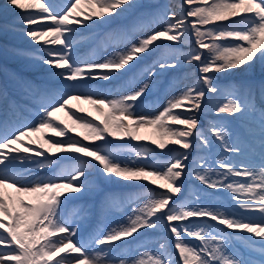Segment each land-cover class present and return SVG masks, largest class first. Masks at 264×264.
<instances>
[{"label":"snow or ice","instance_id":"obj_1","mask_svg":"<svg viewBox=\"0 0 264 264\" xmlns=\"http://www.w3.org/2000/svg\"><path fill=\"white\" fill-rule=\"evenodd\" d=\"M83 2L87 12L80 10L82 0H6L22 15L20 34L41 46L39 56L22 48L13 54L47 66L58 87L12 77L37 101L38 120H16L15 105H9L12 119L0 118V264H264V0H184L187 11L179 15L142 0ZM145 7L152 11L111 27ZM102 28L107 30L98 33ZM82 41L95 42L87 59L76 50ZM144 61L150 63L141 69ZM185 66L181 81L161 83L168 70ZM240 74L248 76L246 82L232 79ZM159 87L171 89L162 110L138 114ZM77 100L104 119L94 123L71 111ZM208 106L217 118L208 132L236 163L221 156L213 166L201 154L212 146L198 118ZM61 112L70 113L71 125L58 117ZM228 117L245 123L247 147L233 142ZM145 127L155 130L154 147L122 155L126 146L119 142L144 140ZM47 132L60 139L45 138ZM37 133L42 135L32 139ZM157 149H167L171 158L157 160ZM256 152L258 159H250ZM190 157L187 175L202 186L195 189L184 183ZM45 170L52 175L32 174ZM119 182L135 191L107 193L100 215L118 213L126 204L131 214L98 226L89 240L75 239L80 223L66 215L69 203L101 183ZM221 193L231 204L216 199ZM89 211L74 214L87 222ZM150 230L161 236L145 242Z\"/></svg>","mask_w":264,"mask_h":264},{"label":"rangeland","instance_id":"obj_2","mask_svg":"<svg viewBox=\"0 0 264 264\" xmlns=\"http://www.w3.org/2000/svg\"><path fill=\"white\" fill-rule=\"evenodd\" d=\"M142 2L146 5V6H149V5H152L154 2L155 3H158L159 5H162V4H165L166 3V0H142ZM80 9H84V6L82 5V4H80ZM151 7H145V8H143V9H138V10H134L133 12H137V11H140L139 13L140 14H142V13H145L146 11H151ZM0 29H3L5 26H12V25H9L7 22H15V23H18V26H14V27H16L17 29H16V31L15 32H13V31H0V38L1 39H7L10 43H15L14 42V39H12L11 37H13V38H18V40H24L23 41V43H25L26 42V45H30L31 46V49L32 50H35V51H38L39 49H40V45H34V44H32V43H30V41L28 40V39H26L23 35H21L20 34V32L19 31H21L23 28H24V25L22 24V23H20L19 22V20H20V18H22V15L20 14V15H17V13L16 12H14L13 11V9L12 8H10V7H7L6 6V1L5 0H0ZM8 14V15H7ZM4 17V16H6L5 18L6 19H3V18H1V17ZM3 19V20H2ZM237 19H239V18H237ZM3 22V23H2ZM11 36V37H10ZM99 37H97V39H98ZM35 53V52H34ZM35 55H37V56H39V55H41V54H36L35 53ZM84 56H86V54H84ZM0 58H4V60L5 61H7L8 63H10L9 61H17V60H21L19 57H17V56H15L14 54H13V51H11L10 50V48L5 44V43H2V44H0ZM30 68V70L31 71H37L36 70V67L34 68L33 66H30L29 67ZM39 70V69H38ZM6 78H7V81L12 85L13 83H14V81L12 80V78L10 77V75H7L6 76ZM46 77H44V79H45ZM47 79V81H49V80H51V79H49V77H47L46 78ZM235 82H237V83H240L241 81H236V80H234ZM51 82V81H50ZM40 83H42V82H40ZM56 83V82H55ZM42 86H47V87H49V88H52L53 86H52V84H49V83H46L45 82V84H43ZM171 92V91H170ZM170 92H167L166 91V89L165 88H163L161 91H159L158 92V88H154V89H152L151 91H150V93L151 94H155V98H156V100H157V106H155V108H154V111L152 112V115H155V114H157L158 113V111H160V110H162V108H163V106H165V104H166V100H167V98H168V95L170 94ZM155 98H153V99H155ZM153 99L151 100V103L153 102ZM210 107L211 106H208L206 109L208 110V113L206 114V117L208 118V120H207V122L208 123H211L213 120H215V119H217L216 117H214L212 114H211V111H210ZM71 111H73V112H76V114L77 115H80V116H84L85 118H90V117H92L91 115H92V113L91 114H85V113H82V112H79V111H77V110H74V109H71ZM96 111V110H95ZM107 110H105V112H106ZM36 113H37V111H34V113H33V117L36 119V122H37V120H38V117H37V115H36ZM65 113V112H64ZM68 113V115H70V113L69 112H67ZM99 113V112H98ZM100 114V113H99ZM201 114V113H200ZM199 114V115H200ZM58 115V117L60 118V119H62V120H64V121H66L69 125H71V120H69V116H66V115H63L62 114V112L61 113H58L57 114ZM101 115V114H100ZM142 115H148L149 116V114L148 113H142ZM103 119H104V117H103ZM226 119H229V120H233V119H236V118H231V117H228V118H226ZM90 120H93V118H90ZM96 120V122L95 121H93L94 123H99L100 122V119H95ZM205 118H200V121H201V126H203V123L205 122ZM226 124H227V127L231 130V132H232V139H235L236 141H239V142H241L242 144H244V146L245 147H247V143L246 142H248V140L246 139V136H244V132H243V130H242V128H241V126L240 125H238L236 122H234V123H229L228 121H224ZM244 123V122H243ZM234 124L236 125V126H234ZM245 124V123H244ZM237 127V128H236ZM155 134V130L154 129H152V128H150V127H145V130H144V128H142L141 129V131L143 132V133H146V138L148 139H145V143L147 144V145H149V146H151V147H154L153 145H151L150 144V140L151 139H153V138H155V135L151 132V131ZM77 132H80V133H83V130L82 129H80V128H77ZM50 132H47L46 134H44V135H50L49 134ZM73 135H71V134H69L68 133V135H71V136H73L74 138H76V139H80V137H78V136H76L75 135V133H72ZM40 137V136H39ZM47 138H49V136H47ZM57 138H59V137H57ZM57 138H54V139H57ZM38 139V138H37ZM60 139V138H59ZM110 140H111V138H109ZM217 144H219L217 141H215ZM97 143H99V142H97ZM112 143L113 144H116V143H118V141H115V140H112ZM119 143H122L123 145H125L126 147H124L123 149H126V148H132V147H135V148H141L142 147V141H132V140H130V139H125L124 141H122V142H119ZM170 147H175V146H170ZM130 150H127V151H122V155H127L128 154V152H129ZM156 153H157V156H156V158H158L159 156H163L164 158L165 157H167L166 159L168 160V159H170L171 158V156H172V154H167V149H165L164 150V152L163 153H161L160 152V150H156ZM196 153H193V155H195ZM203 154V153H202ZM205 155H207V154H205ZM207 157H208V162L209 163H211V164H213V166H215V162L213 163V160H214V156L213 155H210V154H208L207 155ZM218 157L220 158L221 157V155H218ZM191 158V157H190ZM249 158L250 159H252V158H255V159H258V152H256V153H254V154H252V153H250V155H249ZM232 159V160H231ZM190 160H192V159H190ZM231 162H233V163H236L237 162V158L236 157H230V159H229ZM141 162H144V161H141ZM65 165L66 164H70V163H72V162H70V161H65V162H63ZM188 163V170H186V172H185V175L189 178V180L191 181H196L194 178H192V177H189L188 175H187V171H189V170H191V168H192V162H187ZM32 167H34V166H32ZM33 175H41V176H50V175H52V170L50 171V170H45L44 171V173H42V172H34V173H32ZM186 176H184V182H185V185H186V187L187 188H189V189H195V188H198V187H202V186H200L199 185V183H193L192 181V183H189L188 181V178L186 177ZM198 182V181H197ZM196 185V186H195ZM121 187H126V188H131V187H128V186H126L125 184H124V182H119V183H113V184H103V183H101V185H100V188L99 189H101V190H110V189H117V188H121ZM148 187H151L150 185L148 186ZM195 187V188H194ZM99 189H97L96 191H94L93 193H92V195H97V194H99ZM125 191H128V189H125ZM131 191H135V189H132ZM118 193H122V190L121 191H119ZM226 195H222V194H219V195H217V197H216V199L217 200H220L221 202H227V203H229V204H231V201H227L226 200V197H227V193H225ZM91 195V194H90ZM105 195H106V193L105 192H102L97 198H96V200H94L93 201V199H90L89 200V206H86L87 207V209H89L90 211H89V214H92V212L95 210V208H93V207H95V204H96V202H97V209L99 210L100 209V207H101V203H102V201L104 200V197H105ZM89 196V195H88ZM88 196H86L85 198H88ZM222 198H225V199H222ZM83 200V199H82ZM82 200H78V201H72V202H70L71 204H70V206H68L69 208H72V212L73 213H76L77 212V210H79V209H82V208H84V207H82L81 205H82V203H80ZM91 204H92V208H91ZM72 206V207H71ZM131 207L132 206H129V205H125V207H124V209L123 210H121L120 212H118V213H116V212H110V213H108V214H106V215H104V220H105V224H107V223H117V222H119V221H122V220H124L125 218H126V213L127 214H131ZM67 209V213H66V215L67 216H70V209ZM73 215H75V214H73ZM93 217V220L91 221V216L89 215L88 216V219H87V222H81V221H79V219H78V217L75 215L74 217H72V219H75V220H77V222L78 223H80V231H81V233L79 234V236L80 237H78V239H80V240H82V241H84V240H89L93 235H95L96 234V231H97V229H98V226L99 227H103V225L100 223V224H98V222H96L94 219V216H92ZM115 220H116V222H115ZM92 223V225L93 224H96L97 226L96 227H94V226H91V228H89V229H85V228H88L89 227V224H91ZM217 227H222V226H217ZM85 229V230H84ZM84 230V231H83ZM225 231H227L226 229H225ZM153 231H149V234H148V236L147 237H143V239L145 240V241H147V240H149L148 242H154L155 240L154 239H159L160 238V236H161V233H159L158 234V236H155L154 238H152V239H150L149 238V236H152L153 235V233H152ZM169 243H171V241H169ZM138 246V243H133L132 245H131V247L133 248V249H135L136 247ZM0 247H2V246H0ZM92 248L93 249H96V246L95 245H92ZM134 254V253H133Z\"/></svg>","mask_w":264,"mask_h":264},{"label":"bare ground","instance_id":"obj_3","mask_svg":"<svg viewBox=\"0 0 264 264\" xmlns=\"http://www.w3.org/2000/svg\"><path fill=\"white\" fill-rule=\"evenodd\" d=\"M84 4L86 5V7L88 9L89 5H87L86 3H84ZM13 10L15 12L20 13L19 10H15V9H13ZM176 12H177V14H180L179 10H177ZM43 23L47 24V23H50V21H44ZM69 106L72 107V108H75L77 110L80 109V108H83L85 113H90L91 112V109H90L91 106H89L88 103L83 101V100L72 101ZM145 136H146V133H143V137H145Z\"/></svg>","mask_w":264,"mask_h":264}]
</instances>
